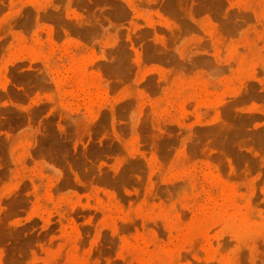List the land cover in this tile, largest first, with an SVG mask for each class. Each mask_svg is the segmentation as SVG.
<instances>
[{"label": "rangeland", "instance_id": "374dc122", "mask_svg": "<svg viewBox=\"0 0 264 264\" xmlns=\"http://www.w3.org/2000/svg\"><path fill=\"white\" fill-rule=\"evenodd\" d=\"M0 264H264V0H0Z\"/></svg>", "mask_w": 264, "mask_h": 264}]
</instances>
